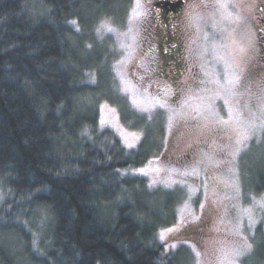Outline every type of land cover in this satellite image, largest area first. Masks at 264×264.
Instances as JSON below:
<instances>
[{
    "label": "trees",
    "instance_id": "trees-1",
    "mask_svg": "<svg viewBox=\"0 0 264 264\" xmlns=\"http://www.w3.org/2000/svg\"><path fill=\"white\" fill-rule=\"evenodd\" d=\"M153 4L164 20L182 7ZM131 5L0 0V264H192L185 245L166 251L156 240L176 221L179 193L133 173L161 150L163 117L131 108L118 50L98 32ZM101 101L142 132L135 148L99 127ZM240 171L264 190V167ZM252 262L264 264L259 234Z\"/></svg>",
    "mask_w": 264,
    "mask_h": 264
},
{
    "label": "rangeland",
    "instance_id": "rangeland-1",
    "mask_svg": "<svg viewBox=\"0 0 264 264\" xmlns=\"http://www.w3.org/2000/svg\"><path fill=\"white\" fill-rule=\"evenodd\" d=\"M155 1L177 0H140L143 15L131 18L132 0L122 24L104 19L98 32L118 50L115 75L131 108L146 121L158 112L163 117L161 150L133 171L151 188L179 193L176 221L159 228L156 240L166 251L185 245L192 264H228L247 237L252 250L237 264H253L258 234L264 243V190L252 192L240 169L264 167V62L257 61L264 52V0H186L174 17L182 61L177 73L147 33L155 28ZM226 73L240 76L235 95L220 87ZM98 118L126 148L139 143L142 132L122 124L114 105L101 101ZM253 123L247 147L237 145Z\"/></svg>",
    "mask_w": 264,
    "mask_h": 264
},
{
    "label": "flooded vegetation",
    "instance_id": "flooded-vegetation-1",
    "mask_svg": "<svg viewBox=\"0 0 264 264\" xmlns=\"http://www.w3.org/2000/svg\"><path fill=\"white\" fill-rule=\"evenodd\" d=\"M179 5H184L186 0H177ZM177 1H168L169 4H176ZM156 18L154 17L153 23L155 28L147 30L149 37L151 34L154 35V46L157 49H160L162 54L165 55L168 61V66L170 67L173 73H177L180 70V66L182 65L181 61V51L178 43L177 35H176V27H174V17L170 16L164 20H156L160 14V11L155 10ZM170 31L172 37H167L166 32ZM257 61L262 63L264 62V52L261 53L260 56L257 57Z\"/></svg>",
    "mask_w": 264,
    "mask_h": 264
},
{
    "label": "snow or ice",
    "instance_id": "snow-or-ice-1",
    "mask_svg": "<svg viewBox=\"0 0 264 264\" xmlns=\"http://www.w3.org/2000/svg\"><path fill=\"white\" fill-rule=\"evenodd\" d=\"M228 7H229V5L226 3H219L218 4V8H221V9H227ZM141 9H142V4L140 3V0H136V5L132 9V17L131 18H138L141 15H143V12L141 11ZM228 16L231 17L232 13L229 12ZM240 19H241V17L239 15H237L236 16V22H239ZM72 23L75 24V21H72ZM108 30L111 31V28H109ZM240 51L244 52L245 49L243 47H241ZM239 82H240V76L238 74L232 73L231 76H229L226 73L224 84L220 85V87L224 88L226 91L230 92L232 95H235L236 94L235 89L238 87ZM227 86H230V87H227ZM225 102L228 103L227 100ZM159 106L164 107V104H160ZM262 111H264V106H262ZM238 115L239 114H237V116ZM229 117H230V120L233 118L231 108L229 110ZM220 123L227 124V123H229V121L220 120ZM170 124H171V118H170ZM262 126H264V125H262ZM254 128H255V124L253 123L251 125V127L245 131L244 135L236 141L237 145H242L243 147H247V144L245 143V141L250 139L251 133H252V131H254ZM239 151H240V147H237L236 152L238 153ZM252 223H254V221ZM237 228L239 230V225H237ZM168 231H171V229H168ZM163 239H164V236L161 235V240H163ZM242 239H244V241H245L243 248L235 249L232 251L231 258L229 259L228 264H237L240 257L246 255L248 252H250L252 250L253 245L250 243H247V237H242Z\"/></svg>",
    "mask_w": 264,
    "mask_h": 264
},
{
    "label": "bare ground",
    "instance_id": "bare-ground-1",
    "mask_svg": "<svg viewBox=\"0 0 264 264\" xmlns=\"http://www.w3.org/2000/svg\"><path fill=\"white\" fill-rule=\"evenodd\" d=\"M0 56H2V52L0 51Z\"/></svg>",
    "mask_w": 264,
    "mask_h": 264
}]
</instances>
